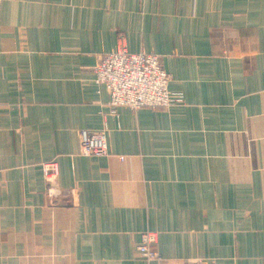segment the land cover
<instances>
[{"label":"crops","instance_id":"0c3cea01","mask_svg":"<svg viewBox=\"0 0 264 264\" xmlns=\"http://www.w3.org/2000/svg\"><path fill=\"white\" fill-rule=\"evenodd\" d=\"M121 38L184 102L112 110L94 66ZM196 260L264 264V0H0V264Z\"/></svg>","mask_w":264,"mask_h":264},{"label":"built area","instance_id":"2783aa9c","mask_svg":"<svg viewBox=\"0 0 264 264\" xmlns=\"http://www.w3.org/2000/svg\"><path fill=\"white\" fill-rule=\"evenodd\" d=\"M96 82L103 84L110 92L109 106L113 111L119 106L132 109L162 108L169 109L184 102L181 93L169 90L170 74L162 67L158 54L131 52L124 38L116 49L101 55L94 66ZM79 153L85 156H104L108 154L106 129L99 131L81 130L79 134ZM43 172L49 197L59 195V164L56 159L43 163ZM157 232L142 234L138 245L140 255L148 260L162 262L163 258L153 245L157 244ZM185 264H210L205 260L188 261Z\"/></svg>","mask_w":264,"mask_h":264}]
</instances>
